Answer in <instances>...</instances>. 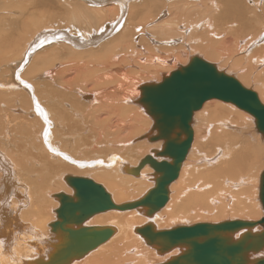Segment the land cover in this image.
Wrapping results in <instances>:
<instances>
[{"label":"bare ground","instance_id":"6f19581e","mask_svg":"<svg viewBox=\"0 0 264 264\" xmlns=\"http://www.w3.org/2000/svg\"><path fill=\"white\" fill-rule=\"evenodd\" d=\"M63 1L62 11L55 15L50 13L53 15V23L48 22L46 26L45 20V27L41 22V8L37 7L45 2L27 1L26 4L19 5L16 13L6 8V2L3 4L5 7L0 5V9L7 10L0 17V264H165L183 254L189 245L179 243L169 250H162L161 244L151 243L139 231L140 228L151 225L155 231H159L181 225H194L198 221L182 222L188 216L199 213H205V217L206 214H217L214 217L217 220L200 221L211 224L236 219H261L264 216V204L260 197V186L264 169L259 177L258 193H255L260 202L257 198H244L245 193H250L253 188L249 184L256 183L254 178L249 176L253 165L248 167V160L253 158V163L260 167L259 161L262 158L258 160L260 152L258 154L254 151L252 156L248 154L249 151H245L248 145L244 147V144L250 143V139L245 138L247 135L242 131L245 129L243 121L252 116L255 129L263 139L264 134L258 130L257 119L250 111L217 97L205 100L202 106L194 111L190 122L191 130L183 132L181 136L182 140L188 139L190 144L185 151L175 155L179 171L167 187L169 198L164 205L150 211V203L142 202V199L155 186L160 173L146 160V156L152 155L159 161L167 160L172 163L174 159L169 155L157 153L164 148L165 143V138H157V121L161 119V115L159 112L152 113L148 110L145 104L146 96L142 92L147 84L168 81L172 71L186 65L193 56L198 55L214 64L219 72L236 77L243 85L247 79L257 78L261 82V95L264 98V0ZM132 3L137 5L132 6ZM154 7H159L160 10ZM44 10L40 11L45 12ZM9 12L12 14L7 15ZM217 37H224L223 40L233 50H242L244 53L249 48L255 54L258 52L257 59L260 62L254 67L240 66L238 74L235 72L237 76L229 72L226 66L222 68L228 61L224 65L221 61L231 55L225 49L219 52L222 45H218ZM98 46H105L109 51L104 55L98 53V56H90L92 59L87 58V52H96L95 48ZM184 48L204 54H191L189 60L185 61L182 58ZM150 49L153 50L150 52H156V55L151 54L149 59L142 57V54ZM63 51L69 52L70 61L83 58V62L72 64L59 60L58 63L57 60ZM166 51H172L175 55L170 52L166 56L163 54ZM94 60L105 62L104 69L108 67L118 76L111 73L101 75L98 72L92 75L91 70L97 71ZM236 60L241 61L239 57ZM129 66L137 70L134 73L131 70L136 76L133 81L129 79L131 82L127 86L124 82H128L130 72H125L131 69ZM152 66L156 67L159 73L163 72L155 75L156 78L139 82ZM120 78L123 81H120ZM112 82L117 83V87L113 90L110 88L109 91L106 83ZM41 83L44 89L41 88ZM135 86L137 92L134 91ZM246 87L252 89L258 101L264 104L257 91ZM82 96L91 99L88 107L84 106L88 101H81ZM128 101L138 103L143 112ZM10 102H13L12 107L17 113L25 114L19 116L27 123V140L25 138L22 141L26 140L27 146H30L32 151L35 150L33 162H38V167L41 168V171L35 174L27 172L28 179L24 178L26 175L24 179L18 175L22 170L25 171V168L5 152L6 143L9 142L8 135L15 131L10 125L17 118L9 115ZM4 103L9 105H3ZM37 103L43 110V115L37 111ZM90 106L94 107L93 110H90ZM70 108L76 115L85 112L79 119L81 122L72 119L74 116ZM122 110L124 113L120 114ZM69 115L70 124L72 121L76 124L83 121L84 125L77 128L80 136L85 134L87 139L84 136L76 141L70 139V142L63 139L60 133L61 129L64 131L66 128ZM115 115L121 116L114 122L111 118ZM123 118H126L125 123L122 122ZM211 126L217 136L215 139L220 138V142L204 141ZM83 128L85 130H82ZM112 138L119 141L118 144H123L124 148L109 145ZM22 141L20 144H23ZM258 141L259 138L256 142L259 143ZM67 144H70V148ZM220 144L223 147L222 158H219L220 162L217 164V156L221 153L217 152V145L220 147ZM19 147L22 148L21 145ZM19 147L17 151H21ZM108 150H112L111 153H108ZM196 152L202 154L197 156ZM111 167H118L128 174L122 173L116 177L112 174ZM69 170L92 171L97 174L95 177L105 178L106 181L102 184L90 175L63 173ZM43 171L46 174L49 172V176L56 174V178L61 176L60 179L70 188L62 186L60 191H48L50 184L45 185L49 179L41 180L42 177L38 176ZM259 172L258 169L257 173ZM252 174H255V171ZM74 177L91 179L101 184L115 206L86 216L79 222L68 220L65 225L55 224L54 229L53 223L61 218V195L66 194L77 201L76 187L71 181ZM200 179L203 180L202 183L199 182ZM205 183H209V186ZM42 190L45 191L44 195ZM130 191H134L137 197L126 199ZM214 193L218 194L217 199L221 197V193H225L226 197L232 195V201L226 199L229 202L227 203L219 199L213 204L211 199ZM228 193L230 195H227ZM45 194L52 195L58 204L47 200ZM49 210L51 213L53 211L54 215L48 214ZM229 213L230 219H224ZM163 219L183 221L163 226ZM98 226L111 227L114 232L104 241L99 240V243H96L89 235L84 234L83 230ZM262 229L263 225L257 223L229 235L236 239L244 232L255 233ZM132 233H136L151 249ZM125 237L133 239L127 240ZM80 243L87 245V249L81 247L84 253L79 255L76 252L66 260L70 249ZM262 257L264 248L251 251L248 264H253L255 259Z\"/></svg>","mask_w":264,"mask_h":264},{"label":"water","instance_id":"95a60500","mask_svg":"<svg viewBox=\"0 0 264 264\" xmlns=\"http://www.w3.org/2000/svg\"><path fill=\"white\" fill-rule=\"evenodd\" d=\"M144 87L142 93L146 96L148 110L161 115V119L157 121V138H165V143L164 148L157 153L174 159L172 163L167 160L159 161L152 155L146 156V160L160 173L155 186L142 199V202L150 203V211L164 205L169 198L167 187L179 171L176 156L190 144L188 139H181L182 133L191 130L192 115L205 100L217 97L250 111L257 119L258 130L264 134V104L258 101L255 92L236 77L219 72L214 64L198 55L193 56L186 65L172 71L168 81L151 83ZM71 181L76 187L77 201L66 194L61 195V218L53 223L54 229L55 224L65 225L68 220L79 222L86 216L115 206L101 184L83 177H74ZM260 197L264 204V171L261 175ZM257 223L263 225L259 232L247 231L236 239L229 235ZM139 231L151 243H160L162 250H169L179 243L189 245L183 254L165 264H248L249 253L264 248V216L259 220L249 221L236 219L215 224L197 222L194 225H181L159 231L146 225ZM113 232L111 227L99 226L83 230L96 243L99 240L104 241ZM81 247L87 249L85 243H80L70 249V254L65 259L68 260L76 252L79 255L84 253ZM252 263L264 264V257L257 258Z\"/></svg>","mask_w":264,"mask_h":264},{"label":"rangeland","instance_id":"374dc122","mask_svg":"<svg viewBox=\"0 0 264 264\" xmlns=\"http://www.w3.org/2000/svg\"><path fill=\"white\" fill-rule=\"evenodd\" d=\"M27 1H31V0H0V5L2 6V7H5V5H6V8L8 9V10H11L13 13H16L15 11L17 10V8L19 7V5L20 4H26V2ZM40 1H42L43 3H44V5H38L37 7H39V8H41L40 10H44V8H45V12H43V11H40L39 10V12L41 13L40 14V17H41V20H43V21H41L42 22V24H43V27H45V25H46V21H47V25L46 26H48V24L49 23H53V21H52V17L51 16H53V15H55L56 13H58V12H61L62 11V9H61V5H62V1L63 0H53V2H55V3H53L52 2V0H40ZM48 1V2H47ZM59 1V2H58ZM74 2H76L77 0H73ZM5 2H6V4H5ZM51 2V3H50ZM64 2V1H63ZM3 4H5V5H3ZM51 4H53V5H51ZM55 4V5H54ZM133 5L132 6H136L137 5V3H132ZM136 4V5H135ZM0 6V7H1ZM13 6V7H12ZM54 6V7H53ZM60 8V9H59ZM155 8V7H154ZM50 9H51V11L52 12H50ZM156 10H160L159 9V7H156L155 8ZM3 10V11H2ZM5 10V11H4ZM49 10V11H48ZM7 10L6 9H0V17L2 16V14L3 13H5ZM46 11H48V14H46L47 12ZM12 12H9V14H7V15H11L12 14ZM54 12V13H53ZM50 13L51 14H53V15H50ZM46 14V15H45ZM47 16H48V18H47ZM49 19H51V20H49ZM46 20V21H45ZM44 22H45V24H44ZM49 22V23H48ZM59 23V22H58ZM58 23H56V24H58ZM58 31V30H57ZM139 38V37H138ZM217 39V41L219 42V46L220 45H222V46H220V48H219V52H223L224 51V49H225V51H228V54H230L231 55V57L233 56V58L231 59V57H225V59H224V61H221L222 62V64L224 65V64H226L225 62H227V64L226 65H224L222 68H224L225 66L227 67H225L229 72H231V73H234L235 75H236V73L238 74V72L240 71V69H241V67L240 66H243V68H245L244 67V65H248V67H254L255 66V64L257 65L260 61L257 59V57H258V52L255 54V53H253L254 51L253 50H251V49H249V48H247L245 51H244V53L242 52V50L241 51H239L238 49H232V48H229V46L230 45H228V43L227 42H225L223 39H224V37H221V38H216ZM220 39H222V40H220ZM220 41H222L221 43H220ZM224 42H225V44H224ZM223 43V44H222ZM225 45H227V46H225ZM105 46H98V47H96L95 49H92V50H95L96 52H93V51H89V52H87V53H89L88 55H87V58L88 57H90V56H98L99 54L98 53H103V55H104V53H106L107 51H109V50H107V48H104ZM223 49H222V48ZM226 47V48H225ZM100 48V49H99ZM228 48V49H227ZM187 49L188 48H184V50H182L183 51V56H182V58L183 59H185V61L187 60H189V58H190V56H191V54L193 55V54H202V52H192V49L190 48V49H188V51H187ZM229 50H231V51H229ZM232 50H233V53H232ZM236 50V51H235ZM249 50V51H248ZM251 50V51H250ZM150 51H153V50H147V51H145L143 54H142V57H145L146 59H149V57H150V55L152 54V55H156V52H154V53H152V52H150ZM154 51H156V50H154ZM172 51H174L173 49H172ZM172 51H166V52H164L163 54H165L166 56H168V54L171 52L172 53ZM120 52V51H119ZM147 52H148V55H146L147 54ZM176 52H178V51H176ZM188 52V53H187ZM218 52V53H219ZM242 52V53H241ZM121 53V52H120ZM161 53V52H160ZM225 53V55L227 54V52H224ZM223 53V54H224ZM252 53V54H251ZM173 55H175L174 54V52L172 53ZM177 54V53H176ZM204 54V53H203ZM202 54V55H203ZM241 54V55H240ZM245 54V55H244ZM62 56L60 57V59H58L57 60V62L59 63V60H60V62H67V63H70V62H72V64L73 63H79L80 61H82V59H80V58H78V59H73V60H71L70 61V54H69V52H66V51H63V53L61 54ZM240 55V56H239ZM249 55V56H248ZM251 55H252V57H251ZM253 55H254V58H253ZM147 56V57H146ZM177 56V55H176ZM206 56V55H205ZM219 57H221V55H218ZM67 57V58H66ZM239 57V59L241 60L240 62L239 61H235V59H237ZM251 57V58H250ZM86 58V59H87ZM91 59H92V57H90ZM105 58V57H104ZM145 58H144V60H145ZM217 58V57H216ZM243 58V59H242ZM98 59H100V58H98ZM252 59V60H251ZM88 60H90V59H88ZM79 61V62H78ZM244 61V62H243ZM83 62V61H82ZM94 62H95V66L97 67V71H96V69H93V70H91L90 71V73L92 74V75H96L97 74V72L99 73V74H101V75H103V74H109V73H111V74H116L117 76H118V74L117 73H115V72H113V71H110V69H108V67L107 68H105L104 69V67H103V63H105V62H103V61H101V60H98V61H95L94 60ZM241 62H243V63H241ZM246 62H248L247 64H246ZM258 62V63H257ZM232 63V64H231ZM234 63V64H233ZM235 63L237 64L236 66H235ZM238 63H240V64H242V65H239ZM245 63V64H244ZM100 64V65H99ZM178 64V63H177ZM234 65V66H233ZM68 66H70V65H68ZM177 66V65H176ZM126 68H128V67H126ZM129 68H131V69H128V70H126V72L125 73H128L129 74V72H130V74H129V78H128V82L125 80V85L127 84V86H128V84L131 82H129V79L130 80H132L133 81V79H134V77L136 76V74L134 75V74H132V71H133V73L137 70V69H133V66H129ZM176 68V67H175ZM231 70H229V69ZM132 70V71H131ZM148 71L150 72L151 71V73H148ZM147 72H145V76H143L144 77V79L143 80H141V81H139V82H142V81H145V80H148V79H152V78H156V76L155 75H157V74H160L161 72H163V71H161L160 73L158 72V69L156 68V67H154V66H152V69L150 68L149 70H148ZM234 71V72H233ZM152 72H154V73H152ZM156 72V73H155ZM164 72H165V70H164ZM236 72V73H235ZM148 73V74H147ZM132 74V75H131ZM152 74V75H151ZM154 75V76H153ZM150 76V77H149ZM237 76V75H236ZM120 77H121V75H120ZM142 77V78H143ZM147 77V78H146ZM159 77H160V75H159ZM240 79V78H239ZM122 80V78H120V81ZM248 81L247 82H245L246 84V86H248V87H251V88H253L255 91H257V93L259 94V96H260V98H261V100L264 102V98H263V96L261 95V91H263V88H262V86L260 85L261 84V82L260 81H258V79L257 78H253V79H247ZM123 81V80H122ZM242 81V80H241ZM250 81V82H249ZM138 82V83H139ZM254 82H257V84H255ZM244 83V82H243ZM249 83V84H248ZM109 84V85H108ZM41 88L42 89H44V86H43V84L41 83ZM137 85V84H136ZM254 85H258L257 87L255 86L254 87ZM126 86V87H127ZM117 87V83H114V82H112V83H106V88H109V89H107V90H109V91H111V89L110 88H112V90L113 89H115ZM257 88V89H256ZM258 88H259V91H258ZM59 89H61V88H59ZM57 90H58V88H57ZM134 91H136L137 92V90H136V86H135V88H134ZM86 94H90V92H86ZM83 97V96H82ZM81 97V98H82ZM131 98H133V96L131 97ZM85 100L86 101H88V103H85ZM89 100H91L90 98L89 99H86L85 97H83L82 99H81V101L82 102H84L85 103V105L84 106H86V107H88L87 106V104H89ZM128 102H130V104H132V105H134V106H137L140 110H141V106L138 104V103H136V102H133V101H128ZM223 102V101H222ZM13 103V102H12ZM11 102H10V108H9V115H10V117H17V118H15V120H13L12 121V125H10V127H12V128H14V133L13 134H11V135H8V137H9V142L8 143H6V154H7V156H10V158H13V159H17L18 160V165H21L23 168H25V171L24 170H22L18 175L19 176H21L22 178L24 177L25 179H28L27 177H28V173L29 174H35L36 172H40L41 171V168H39L38 166H39V164H38V162H33V159H35L33 156H34V154H35V150L33 149V151H32V149H31V147L30 146H27L28 145V143H27V135H26V128H27V123H26V120H23V119H21L19 116L20 115H24L25 116V114H19V113H17L16 111H15V109L13 108L14 107V105L12 104ZM224 103V102H223ZM227 102H225V104H226ZM129 104V103H128ZM129 104V105H130ZM3 105H9V104H6V103H4ZM13 106V107H12ZM91 108H90V110H93V106H90ZM67 109L69 108L68 106L66 107ZM88 110H89V108H87ZM125 109L127 110V107H125ZM125 109H123L124 110V112H126L125 111ZM123 110L120 112V114H122V112H123ZM143 110V109H142ZM141 110V111H142ZM202 110V109H201ZM201 110H199V111H201ZM70 111L72 112V115L74 116L72 119H74V120H77V121H79V119L83 116V114L85 113V112H80L79 114H77V115H79V116H77L76 115V113L75 112H73L72 111V108H70ZM123 112V113H124ZM143 112V111H142ZM2 113H4V110H3V112ZM245 113V112H244ZM11 114H12V116H11ZM144 114V113H143ZM246 115H248V116H250L249 114H247V113H245ZM82 115V116H81ZM146 115V114H145ZM121 115H119V117H120ZM4 117H5V114H4ZM3 117V118H4ZM119 117H117L116 115L115 116H113L112 118H111V120L112 121H117V120H119ZM114 118V119H113ZM111 120H109V121H111ZM79 122H81V121H79ZM122 122H126V118H123V120H122ZM244 127H245V129H242V131L244 130V132H245V135H247V136H245V138L247 137V139L249 140L250 139V143H246V144H244V147H245V145L247 146H249V147H251V148H249L248 146H247V150H245L246 152H248V154L249 155H252L253 156V152L255 151V152H257L258 154H259V152L261 153V154H259V155H263L262 157L260 156H258V160H260L261 158V162L259 161V164H261L260 165V167L258 166V165H256V163L254 164L253 163V158H250L249 160H248V167H250L251 165H253L252 166V171H250V174H249V176L250 177H252V178H254V180L256 181V183L255 182H253V184H249V186L250 185H252L253 186V188L251 189V191H250V193H245V195H244V198L246 199V200H253V199H255V198H257L256 200L257 201H259L258 200V195H256L255 193L257 192L258 193V185H259V177H260V174H261V172H262V170L264 169V166L262 167V165H264V139L261 137V135L258 133V131L255 129V126H254V122H253V119H252V116L251 117H247L244 121ZM251 123V124H250ZM82 124V125H81ZM81 124H76V122L75 121H72V124H70V115L68 116V119L66 120V125H65V129H64V131L61 129V136H63L64 138L63 139H65L66 140V142H70L69 140L70 139H72L73 141H76L78 138H81L82 136H84L85 138H86V135L84 134V135H81L80 136V133H79V129L77 128V126H83L84 124H83V121H82V123ZM246 124V125H245ZM20 125H22V126H20ZM249 125V126H248ZM70 126L72 127V130H70ZM76 130V131H75ZM82 130H85V128H83ZM72 133H71V132ZM210 131H212V133L210 132ZM213 129H212V126H211V128H210V130H208L207 131V133H206V136H205V138H204V141L205 140H207V141H211V142H216L217 140L220 142V138H218V139H215L217 136H215L216 134H214L213 133ZM241 131V132H242ZM215 132V131H214ZM244 132H242V133H244ZM74 133V134H73ZM257 133V134H256ZM78 134V135H77ZM90 134V133H89ZM213 136H212V135ZM19 137H18V136ZM23 138H22V137ZM76 136V137H75ZM248 136H249V138H248ZM207 137L209 138V139H207ZM26 138V140H23L22 141V139H25ZM68 138V139H67ZM212 138V139H211ZM252 138V139H251ZM258 138H259V143H257L256 141L258 140ZM21 139V140H20ZM87 139V138H86ZM257 139V140H256ZM60 140V139H59ZM111 140V139H110ZM113 138H112V140L111 141H109L110 142V144L109 145H114L113 147H115V146H122V148H124V145L123 144H121V143H117V142H119V141H115L114 140V142H113ZM132 140V139H131ZM216 140V141H215ZM252 140H254V141H252ZM20 141H22V143L23 144H20L21 142ZM209 141V142H210ZM11 142V143H10ZM129 142V141H128ZM148 142V141H147ZM218 142V143H219ZM60 143V142H59ZM112 143V144H111ZM149 143V142H148ZM255 143H257L256 145H255ZM263 143V144H262ZM118 144V145H117ZM250 144H253V145H250ZM10 147H9V146ZM14 145V146H13ZM22 146V148H24L23 146H25V148L24 149H22L21 147H19V146ZM68 145V147L70 148V144H67ZM263 145V146H262ZM27 146V147H26ZM112 146H109V147H112ZM12 148V149H10L9 150V148ZM18 147L19 148H21V151H17V149H18ZM101 148H104L103 146H100ZM254 147V148H253ZM7 148H8V150H7ZM119 148H121V147H119ZM217 148H218V153L221 151V153L219 154V156H217L218 158H217V160H219V158L221 157L222 158V146H221V144H220V147H219V145H217ZM14 149V150H13ZM64 149H65V145H64ZM220 149V150H219ZM244 149V148H243ZM250 149V150H249ZM252 149V150H251ZM14 151H17V152H14ZM112 151V150H111ZM111 151H109L108 150V153H111ZM251 151V152H250ZM9 152H13L12 154L11 153H9ZM107 152V151H106ZM105 152V153H106ZM15 153V154H14ZM18 154V156H17V154ZM31 153V154H30ZM33 153V154H32ZM112 153H115V152H112ZM197 154V156H198V154H202L201 152H196ZM9 154V155H8ZM102 154V153H101ZM12 155V156H11ZM110 155V154H109ZM127 157V156H126ZM217 160H215L214 161V163H216V161ZM220 162V160L219 161H217V164ZM251 164H250V163ZM202 164H205V163H202ZM217 164H215V165H217ZM258 166V167H257ZM247 167V168H248ZM29 169V170H26V169ZM112 169H113V167H111ZM119 168L117 167V169L115 168V169H113V173L112 174H114L116 177H118L119 175L121 176L122 175V173L123 174H128V173H125V172H123L122 170H118ZM260 170V172L259 173H257V170ZM118 170V171H117ZM30 171H32V172H30ZM255 171V174H252V172H254ZM28 172V173H27ZM45 172H48V171H45ZM24 173V174H23ZM64 174H67V173H69V174H74V175H90L94 180H96V181H98V182H100V183H104L105 181H106V179L105 178H99V177H95V176H97V174L96 173H94V172H92V171H87V172H81V171H66V173L65 172H63ZM119 173V174H118ZM23 174V175H22ZM48 174V176H46ZM44 173V171L42 172V173H40V174H38V176H41L40 178H41V180H46L47 178L49 179V182H48V180H46L47 182H46V185L45 186H47L48 184H50V185H48L49 186V189H48V187H45L46 189H48V191H50V189H51V191L50 192H56V191H60V190H62L63 188H62V186H65V187H69L67 184H66V182L63 180V179H60V177L61 176H59V177H57L56 178V174H50V176H49V172L48 173ZM62 174V173H61ZM60 174V175H61ZM259 174V175H258ZM63 175V174H62ZM30 176H34V175H30ZM44 177V178H43ZM23 178V179H24ZM50 178H51V180H50ZM137 178V177H136ZM142 180H145V179H142ZM253 180V181H254ZM147 181V180H146ZM202 179H200V183H202ZM149 182V181H148ZM205 182V181H204ZM25 184L27 185V186H29V184H27L26 182H25ZM205 184H207V183H205ZM209 184V183H208ZM207 184V186H209ZM257 184V185H256ZM251 186V187H252ZM255 187V188H254ZM70 188V187H69ZM46 189H43V190H46ZM42 190V192H43V195H44V192L45 191H43ZM255 191V192H254ZM215 194V193H214ZM225 193H221V195H219V196H221V197H219L218 199H217V195L215 194L214 195V197H212V203L214 204V201H217L218 202V200L219 199H222V200H225L227 203H229L230 201H232V199L230 200V198H232V195L229 197V196H227L226 197V194L224 195ZM223 195V196H222ZM227 195H230L229 193L227 194ZM128 196V197H127ZM127 196H126V199H130V198H135V197H137L136 195H135V193H134V191L132 192V191H130V193H127ZM248 196V197H247ZM47 200H52L53 201V203L55 202V204L57 203L58 204V201L54 198V197H52V195L51 196H48V194H45V196H44ZM226 197V198H225ZM252 198V199H249V198ZM43 199V198H42ZM126 199H124V200H126ZM226 199H229V202H228V200H226ZM123 200V201H124ZM260 202V201H259ZM218 205V204H217ZM216 205V206H217ZM260 205H261V203H260ZM262 208V207H261ZM50 213V215H52V213H53V215H54V212L52 211V213H51V211L49 210L48 211V214ZM196 214H193V215H191V217L190 216H188L187 218H186V220H184V222H182L180 219H163L164 221L162 222V225L163 226H171V225H174V224H177V223H187L188 221V223H194V222H200V221H213V220H217V219H214V217H215V215H217V214H206V217H205V213H202V214H197L196 216H195ZM200 215V216H199ZM213 215V218H211V216ZM220 215H222V214H220ZM203 216V217H202ZM230 216H231V213H229V215H228V217H225L224 219H230ZM193 219V220H192ZM195 219V220H194ZM166 220V221H165ZM49 220H47V222H48ZM169 221V222H168ZM47 222H46V224H47ZM110 221H103V223H109ZM176 222V223H175ZM133 234V236H137V237H139L136 233H132ZM140 238V237H139ZM125 239H127V237H125ZM133 239V238H132ZM132 239H127V240H132ZM140 240H141V242L144 244V242H143V240L140 238ZM145 245V244H144ZM146 246V245H145ZM146 247H148V248H150L149 246H146ZM151 249V248H150ZM153 260V259H152Z\"/></svg>","mask_w":264,"mask_h":264},{"label":"snow or ice","instance_id":"6c2138e0","mask_svg":"<svg viewBox=\"0 0 264 264\" xmlns=\"http://www.w3.org/2000/svg\"><path fill=\"white\" fill-rule=\"evenodd\" d=\"M26 87H30V85H26ZM36 109L38 112H40L43 115V110L40 108L39 103H37ZM45 119H47V117H45ZM45 136H47V133H45Z\"/></svg>","mask_w":264,"mask_h":264}]
</instances>
